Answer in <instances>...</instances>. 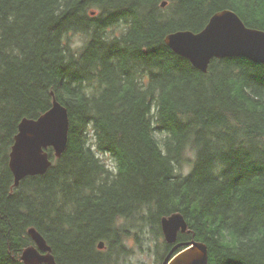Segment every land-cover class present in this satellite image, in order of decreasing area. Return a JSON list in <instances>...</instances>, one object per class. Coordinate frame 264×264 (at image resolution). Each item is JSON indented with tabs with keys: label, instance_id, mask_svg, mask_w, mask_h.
<instances>
[{
	"label": "trees",
	"instance_id": "trees-1",
	"mask_svg": "<svg viewBox=\"0 0 264 264\" xmlns=\"http://www.w3.org/2000/svg\"><path fill=\"white\" fill-rule=\"evenodd\" d=\"M224 9L264 30V0H0V264H26L32 226L58 264H120L147 229L158 264L172 247L161 219L177 212V242L206 243L209 264H264V63L202 72L165 42ZM54 97L68 146L14 186L19 123Z\"/></svg>",
	"mask_w": 264,
	"mask_h": 264
},
{
	"label": "water",
	"instance_id": "water-1",
	"mask_svg": "<svg viewBox=\"0 0 264 264\" xmlns=\"http://www.w3.org/2000/svg\"><path fill=\"white\" fill-rule=\"evenodd\" d=\"M167 1L162 3L166 6ZM166 44L177 54L188 59L197 69L207 72L212 59L243 56L256 63H264V30L249 27L231 9L214 13L199 32L177 30L165 36ZM70 117L67 107L53 100L52 107L37 118L24 117L9 155V166L14 175V186L31 175L45 174L55 157L65 152L69 141ZM163 235L171 249L161 264H209L207 244L190 240L177 242L179 232H187L188 223L181 213L161 219ZM34 245L23 249L21 259L26 264H58L52 247L35 227L28 229ZM105 242L99 243L103 249Z\"/></svg>",
	"mask_w": 264,
	"mask_h": 264
},
{
	"label": "rangeland",
	"instance_id": "rangeland-1",
	"mask_svg": "<svg viewBox=\"0 0 264 264\" xmlns=\"http://www.w3.org/2000/svg\"><path fill=\"white\" fill-rule=\"evenodd\" d=\"M99 155L104 161H106L110 165L114 163V159L111 154L99 153ZM140 237L143 240L142 243H137V245L134 246V242L132 240L130 242V247L132 246V250H130L129 253L124 255L123 258H121L120 264H157V257L162 256L163 254L158 255L160 250L156 247L155 242H153V240L151 239L152 234L149 233L147 229H144L140 232ZM164 239V237L160 238L161 241ZM103 250L108 249L106 247L103 248ZM156 251L158 256L156 255ZM158 264H161V262L159 261Z\"/></svg>",
	"mask_w": 264,
	"mask_h": 264
},
{
	"label": "clouds",
	"instance_id": "clouds-1",
	"mask_svg": "<svg viewBox=\"0 0 264 264\" xmlns=\"http://www.w3.org/2000/svg\"><path fill=\"white\" fill-rule=\"evenodd\" d=\"M85 44V39L77 34L73 38V42L70 44V47L72 48L73 52H77L78 50L82 49Z\"/></svg>",
	"mask_w": 264,
	"mask_h": 264
},
{
	"label": "bare ground",
	"instance_id": "bare-ground-1",
	"mask_svg": "<svg viewBox=\"0 0 264 264\" xmlns=\"http://www.w3.org/2000/svg\"><path fill=\"white\" fill-rule=\"evenodd\" d=\"M176 54H177V53H176ZM178 55H179V54H178ZM180 56H181V55H180ZM55 98H56V97H54L53 100H54ZM56 99H57V98H56ZM57 100H58V99H57ZM58 101H60V100H58ZM60 102H61V101H60ZM61 103H62V102H61ZM62 104H63V103H62ZM52 105H53V103H52ZM51 107H52V106H51ZM51 107H50V108H51ZM50 108H49V109H50ZM49 109H48V110H49ZM32 227H34V226H32ZM29 228H30V227H29ZM29 228H28V229H29ZM162 231H163V230H162ZM25 248H26V247H25Z\"/></svg>",
	"mask_w": 264,
	"mask_h": 264
}]
</instances>
